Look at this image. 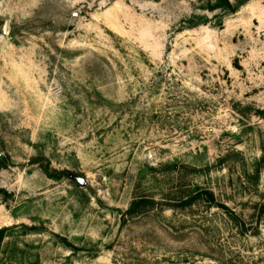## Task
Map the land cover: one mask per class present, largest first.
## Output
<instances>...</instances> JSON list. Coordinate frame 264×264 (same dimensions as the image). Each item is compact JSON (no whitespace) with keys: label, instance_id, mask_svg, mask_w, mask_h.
<instances>
[{"label":"rangeland","instance_id":"obj_1","mask_svg":"<svg viewBox=\"0 0 264 264\" xmlns=\"http://www.w3.org/2000/svg\"><path fill=\"white\" fill-rule=\"evenodd\" d=\"M0 264H264V0H0Z\"/></svg>","mask_w":264,"mask_h":264},{"label":"trees","instance_id":"obj_2","mask_svg":"<svg viewBox=\"0 0 264 264\" xmlns=\"http://www.w3.org/2000/svg\"><path fill=\"white\" fill-rule=\"evenodd\" d=\"M1 238H2V231H0V241H1Z\"/></svg>","mask_w":264,"mask_h":264}]
</instances>
